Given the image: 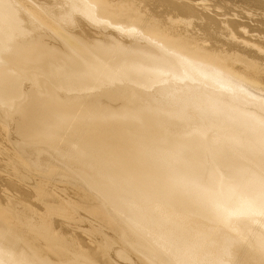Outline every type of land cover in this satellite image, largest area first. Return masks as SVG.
Here are the masks:
<instances>
[{
  "label": "bare ground",
  "instance_id": "obj_1",
  "mask_svg": "<svg viewBox=\"0 0 264 264\" xmlns=\"http://www.w3.org/2000/svg\"><path fill=\"white\" fill-rule=\"evenodd\" d=\"M0 264H264V0H0Z\"/></svg>",
  "mask_w": 264,
  "mask_h": 264
}]
</instances>
